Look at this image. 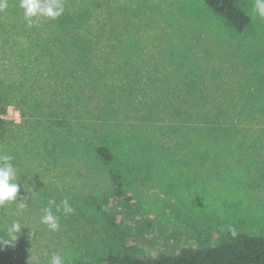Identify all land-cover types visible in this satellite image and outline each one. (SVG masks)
<instances>
[{
    "label": "rangeland",
    "instance_id": "1",
    "mask_svg": "<svg viewBox=\"0 0 264 264\" xmlns=\"http://www.w3.org/2000/svg\"><path fill=\"white\" fill-rule=\"evenodd\" d=\"M61 2V16L31 25L19 0L0 10V155L21 184L0 207V237L24 227L2 264H106L124 234L131 254L150 257L214 246L229 229L264 237L256 0H238L250 18L241 33L201 0ZM114 177L124 197L113 202ZM65 198L73 211L53 207L52 231L43 209Z\"/></svg>",
    "mask_w": 264,
    "mask_h": 264
},
{
    "label": "trees",
    "instance_id": "2",
    "mask_svg": "<svg viewBox=\"0 0 264 264\" xmlns=\"http://www.w3.org/2000/svg\"><path fill=\"white\" fill-rule=\"evenodd\" d=\"M214 14L223 18L237 33H241L249 24V16L240 9L238 0H201ZM4 120L0 119V128ZM96 154L106 162L112 160L111 152L104 146L96 149ZM115 189L107 199L116 201L124 197L118 178L114 177ZM104 217L117 225L122 223L119 215L112 218L109 211ZM218 243L204 248H192L187 245L177 252L150 257L143 254L133 255L130 249L134 242L131 235H117L118 244L110 249L106 264H264V237L247 235L231 229L217 233ZM116 240V241H117ZM138 248V247H137ZM139 250V248H138ZM0 264H2L0 260ZM69 264H93L85 261H72Z\"/></svg>",
    "mask_w": 264,
    "mask_h": 264
},
{
    "label": "clouds",
    "instance_id": "3",
    "mask_svg": "<svg viewBox=\"0 0 264 264\" xmlns=\"http://www.w3.org/2000/svg\"><path fill=\"white\" fill-rule=\"evenodd\" d=\"M7 7L6 0H0V10ZM19 7L23 9L25 18L28 19L31 25L32 17L44 16L51 19H56L64 12V6L61 0H19ZM254 9L256 14L264 18V0H256ZM13 156L0 155V207L8 203L18 202V193L20 192L21 184L18 182L16 169L12 164ZM19 207H26L19 201ZM53 207L56 211H63L68 214L73 211L67 198L60 201L59 204L55 200H49L48 206L43 209V216L40 222L46 224L52 231L59 229L58 217L53 212ZM22 227L19 220L11 222L4 231V237H0V251L6 246L15 247L16 241L19 238ZM48 264H64V257L61 255H52Z\"/></svg>",
    "mask_w": 264,
    "mask_h": 264
}]
</instances>
